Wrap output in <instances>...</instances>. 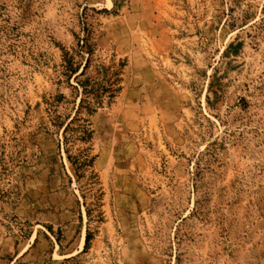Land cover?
Masks as SVG:
<instances>
[{
  "label": "rangeland",
  "instance_id": "rangeland-1",
  "mask_svg": "<svg viewBox=\"0 0 264 264\" xmlns=\"http://www.w3.org/2000/svg\"><path fill=\"white\" fill-rule=\"evenodd\" d=\"M0 264H264V0H0Z\"/></svg>",
  "mask_w": 264,
  "mask_h": 264
},
{
  "label": "trees",
  "instance_id": "trees-1",
  "mask_svg": "<svg viewBox=\"0 0 264 264\" xmlns=\"http://www.w3.org/2000/svg\"><path fill=\"white\" fill-rule=\"evenodd\" d=\"M89 60L87 59L83 69L74 78L77 80V84L80 86V99L76 106L74 115L61 122L62 126V145L64 151L67 154V160L75 170L77 177H82L85 168L91 165L93 157L88 154V147L77 146L76 154H70L72 148L76 144L85 143L91 137V130L87 126V119L82 117L81 114L90 115L95 112V108L99 107L103 100L109 103L115 92L114 82L105 76L97 78L87 73V67ZM67 69L73 74L77 73L78 68L71 67V64H67ZM97 71V70H96ZM95 71V72H96ZM97 74V72H96ZM93 77V78H92ZM82 78V79H79ZM68 120V121H67ZM87 241V238H86Z\"/></svg>",
  "mask_w": 264,
  "mask_h": 264
}]
</instances>
